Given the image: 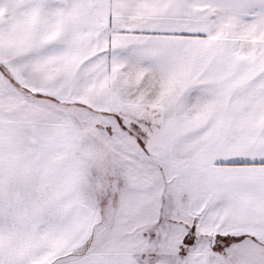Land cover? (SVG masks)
<instances>
[{"label": "snow or ice", "instance_id": "6c2138e0", "mask_svg": "<svg viewBox=\"0 0 264 264\" xmlns=\"http://www.w3.org/2000/svg\"><path fill=\"white\" fill-rule=\"evenodd\" d=\"M0 264H264V0H0Z\"/></svg>", "mask_w": 264, "mask_h": 264}]
</instances>
